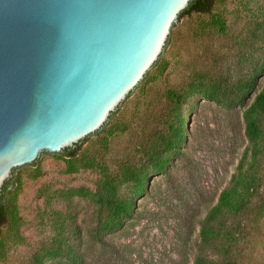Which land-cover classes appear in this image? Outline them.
Listing matches in <instances>:
<instances>
[{
  "label": "rangeland",
  "instance_id": "374dc122",
  "mask_svg": "<svg viewBox=\"0 0 264 264\" xmlns=\"http://www.w3.org/2000/svg\"><path fill=\"white\" fill-rule=\"evenodd\" d=\"M160 62L165 69L152 68L116 111L107 127L113 133L89 137L80 149L119 176L125 164H146L147 150L172 139L184 120L181 152L166 150L165 172L150 174L140 193L134 183L120 182L119 196L133 200V213L107 235L105 255L93 240L100 216L93 197L98 169L68 173L64 157L44 153L17 171L24 240L7 237L0 264H35V256L44 264H73L47 252L59 235L73 241L79 234L93 246L83 264H194L204 257L217 264H264V185L247 210L222 220L228 234L221 242L202 236L206 217L249 145L245 109L264 86V0H216L212 14L182 19ZM201 82L224 87L218 100L197 93L178 107L168 98V90Z\"/></svg>",
  "mask_w": 264,
  "mask_h": 264
},
{
  "label": "water",
  "instance_id": "95a60500",
  "mask_svg": "<svg viewBox=\"0 0 264 264\" xmlns=\"http://www.w3.org/2000/svg\"><path fill=\"white\" fill-rule=\"evenodd\" d=\"M190 1L0 0V193L14 169L104 127Z\"/></svg>",
  "mask_w": 264,
  "mask_h": 264
},
{
  "label": "trees",
  "instance_id": "16d2710c",
  "mask_svg": "<svg viewBox=\"0 0 264 264\" xmlns=\"http://www.w3.org/2000/svg\"><path fill=\"white\" fill-rule=\"evenodd\" d=\"M215 3L216 0H191L188 7L179 14L178 19L184 16L190 17L192 14H212ZM213 21L219 29L224 30L225 25L220 19L214 16ZM169 42L170 38H168L167 44ZM160 59L153 68L157 67V71L162 72L166 64L160 62ZM150 74L151 71L147 73L144 79L149 78ZM257 77L256 75L255 79ZM223 88L221 84L217 86L213 82H207V84L203 82L199 84L192 83L182 91L168 90L167 95L174 105L181 107L197 93L218 100L219 91L221 92ZM116 111L110 115L101 130L91 135H99L102 131L106 134H112L114 128L107 129V127ZM187 123L188 119L185 124L187 125ZM183 125L184 120L180 119L172 139L165 140L161 146H153L147 150L146 164L139 167L125 164L119 176L110 173L107 165L99 162L95 157L80 153L81 146L86 138L73 148H67L61 152L67 162L66 172L74 173L81 167L96 168L99 171L93 197L99 208L100 216L93 234V240L101 245V250L96 249L101 251L102 256L105 255L104 249L109 245L106 239L107 235L122 229L125 221L130 219L133 213V200L119 196L120 182H132L137 192H143L150 174H158L167 170L169 158L166 150L181 152V143L185 139ZM245 132L249 140L245 155L237 166V172L232 175L229 185L221 191L217 203L211 208L206 217L204 228H202V236L207 240L209 234H212L214 239L221 242L222 238L228 234L227 228H222V220L229 214L235 215L247 210L264 185V169L262 167L264 165V86L245 109ZM16 170H13V176L6 181L0 193V262H3L6 258L7 237L17 243H22L24 240L19 228L21 218L16 204ZM214 223L217 228H210V225H214ZM56 243V246L47 252L50 258L66 257L73 264H83L87 257L92 254L93 246H90L92 244L85 241L80 234L73 241L59 235ZM34 260L35 264H44L40 256H35ZM194 264L217 263L204 257L198 258Z\"/></svg>",
  "mask_w": 264,
  "mask_h": 264
}]
</instances>
